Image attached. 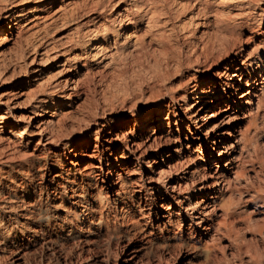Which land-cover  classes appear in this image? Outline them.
I'll return each instance as SVG.
<instances>
[{
    "label": "rangeland",
    "instance_id": "374dc122",
    "mask_svg": "<svg viewBox=\"0 0 264 264\" xmlns=\"http://www.w3.org/2000/svg\"><path fill=\"white\" fill-rule=\"evenodd\" d=\"M6 1L0 3V26L11 8L23 16L18 28L0 36V113L6 121L0 125V264H254L251 257L264 256L257 231L264 225V191L255 192L264 189V89L258 85L252 102L236 112L242 91L220 73L234 55L241 61L264 43V0ZM142 12L137 33H146L151 50L161 37L174 42V52L180 48L175 56L183 63L173 59L166 81L155 79L150 57L140 65L126 58L136 37L130 16ZM214 33L240 42L206 66L190 67L187 54ZM194 77L221 83L224 103L204 107L193 99ZM250 77L255 79L248 75L243 84ZM164 104L163 127L149 138L146 120ZM47 110L53 117L44 115ZM47 118L61 124L39 134ZM15 131L30 137L27 148ZM189 131L200 140L189 142ZM226 135L229 143L238 141L234 155L243 171L239 178L226 174L233 181L224 197L232 198V216L223 202L205 204L199 191L215 178L204 160L214 161L223 149L210 140ZM87 141L91 153L101 148L102 157L93 160L103 161V170L91 169L90 157L71 163ZM110 154L127 168L121 162L114 167ZM63 167L87 182L76 200L60 187L64 177L56 175ZM110 169L133 178L120 199L108 186ZM191 214L211 215L209 234L207 223ZM225 221L231 230L220 224Z\"/></svg>",
    "mask_w": 264,
    "mask_h": 264
},
{
    "label": "bare ground",
    "instance_id": "6f19581e",
    "mask_svg": "<svg viewBox=\"0 0 264 264\" xmlns=\"http://www.w3.org/2000/svg\"><path fill=\"white\" fill-rule=\"evenodd\" d=\"M2 1H4V0H2ZM11 3H12V1H11ZM13 4H12V6H13ZM121 14H122L121 12H118V15H121ZM145 15H146L145 12H142V13H138V14H134V15L132 14L130 16L129 20L132 21V23H133L132 24V30L134 31L136 37L134 38V41L132 39L129 40V41H133L132 50L127 52V53H125V55H126V58L132 59L131 61L133 63L134 62L139 63L138 65L143 63L142 60L147 59V58L150 57L151 59H149V60L150 61L152 60V62H153V63H150V64L152 65L151 68L154 70L155 79L159 80V81H166L167 79H169V77L171 75V70H170L171 67L170 66H171V63L173 64V62H172L173 59L174 58H178L177 56H175V53H176V55H178L177 52L180 50V48L179 49L175 48L176 50L174 52L172 50V47L170 46L171 44L169 45L170 39H169V42H168L167 40H165L167 38L163 39V37H161V38H159V40L157 42L159 44V46L157 47L158 49L151 50L150 49L151 48L150 47L151 43L147 44L145 42V39L143 38V35L146 34V33L141 34L142 36H138V33H137V31L139 30V22L144 20ZM22 16H23L22 12L20 13V12H18V10H14L13 8H11V10L6 11L5 12V17L9 21L4 23V25L0 26V36L5 34L8 31V29L11 30V29H14V28H18L17 26L21 25L20 24L21 23V19L20 18ZM149 18L152 19V17H149ZM149 18H147V19H149ZM126 19H128V18H126ZM123 20H124V17H119V21L120 22H124ZM149 20H148V23L150 22ZM262 20H264V17L262 18ZM116 31H118V30H116ZM8 33H10V32H8ZM20 36H22V35H20ZM129 36H130L129 33L126 31L124 33V41H126ZM225 37L226 36H222V34L219 35L217 33L209 34L207 39L202 43V45L200 44L199 47H201V48L199 50H197L194 53V55L193 54H190V55L187 54V56H186L187 59H186V57H184V55L182 57H184L186 59L185 60L186 63L192 68L193 67H195V68L197 67L199 69L201 67H204V66H206V64L209 61L211 63V61L213 62V60L218 59L221 54H222V56L224 55L223 53L229 54L231 52V49L234 46L237 45V42H240L239 38H237L236 41H234V40L232 41L231 39H228V38H225ZM5 38H6V36H5ZM130 43L131 42H129L128 44H130ZM170 43H172V42H170ZM172 46L174 48V45H172ZM98 47H100V45ZM196 48H197V46H196ZM192 49H193V47H192ZM116 51H117V49H116ZM251 51L252 52L248 53L245 56V58L243 60H241V61L239 60L237 55H234V59H232L230 61V63H227L224 66V70L220 72L221 75L224 78H226V82L225 83L229 87H231L232 89H235V91H242V93L240 95H238V99L241 100V102L237 106L238 108H236V110H234L236 112H241V111L245 110V108L252 102L253 97L256 96L255 95V91H257V89H258L257 88L258 85H260V84L262 85L260 87L261 91H263V89H264V72H262V70L264 71V43L262 45H260V46L254 47ZM181 52L183 54V51H181ZM191 53H193L192 50H191ZM179 59L180 58H178L179 62L176 61V63H178V64L179 63H183L182 62L183 58H181V60H179ZM255 59L257 60V62H255L256 61ZM220 60H221V58H220ZM150 61H148V62H150ZM235 63L237 64V66L234 65ZM254 64H256V65L254 66ZM257 68L258 69L261 68V70L256 71ZM247 74L248 75L254 74L255 79L250 77L243 84V78L247 77L248 76ZM258 77H261L262 80L260 81ZM78 79L74 80V82H76ZM194 80L196 81V83L194 85V90H193V92H194L193 99L199 100L200 103H204V107H208V106L216 104V103H219V104H223L224 103L223 101H225V99L221 98L219 96V94H218L219 91H220V87L222 85L221 83H218V82L215 81L216 85H209V82H206L204 79L200 80V79H197L196 77H194ZM76 84L77 83H75L74 87L77 86ZM239 84L241 86L237 87V86H239ZM153 89H154V87H153ZM173 89H175V88H171L170 95H171V99L175 100V95H174L175 90H173ZM136 93H137V91H136ZM69 95H71V94H68V96ZM231 103H233V101L228 99V104H231ZM231 105H233V104H231ZM168 106H169V104H164L162 106V109H158L157 111L152 108L154 110V112L152 113L151 117H148L147 120H146V125L148 123L152 124V126H151L152 128H150V131H149V134L147 135V137H149V138L155 137L157 132H159L161 130V127H163V121H162V117H161V115L164 112L163 108H167ZM230 108H231V106H230ZM49 114H50V117H53L52 114L48 112V110L45 112L44 115H49ZM44 117H46V116H44ZM141 122H145V119H142ZM0 123H1L0 125H2V123L6 124L5 115L3 113H0ZM41 123L43 124V127L39 130V134H43L49 128L51 129V131L53 133L55 131L56 126L61 124V120H60V118L57 119V121H55L53 118H47V119L43 120V122H41ZM126 123H127V121H124V122H122L120 124V126L125 125ZM101 125L105 126L104 123H102ZM28 127H25L24 130L26 128H28ZM21 132L18 133L17 131H15V132L12 133V136L17 137V138L19 137L20 138V142H21L20 144L24 145V147L27 148L29 146V144H30V140L31 139H30L29 136L26 135L27 133L24 134L23 132L22 133ZM30 133H33V132H30ZM30 133H28V135H31ZM109 133H111V132H109ZM192 135H193L192 132L189 131V139L191 138L190 140H188L189 142L190 141H195V140H200L199 136H195L194 138H192L193 137ZM233 138H236V137H233ZM10 139H12V138H10ZM13 139H12V141H13ZM50 139H49L50 141L54 140L53 137L52 138L50 137ZM14 140H16V139H14ZM228 140H231V138H229V136H227V135L224 136L223 138H220V139L210 140L211 144H213L215 146H220V147L222 146L223 149L221 151L219 150L220 153H219L218 156L212 155V160H214L212 162H209V160L207 158L206 159L204 158L205 159L204 160V162H205L204 165H206L211 170L214 169V172L212 173L211 177H215V178H214V182L213 183L202 185L199 188V191L202 194V198H204L203 199L204 203L207 204V205L210 204V203H212L213 205H216L219 202H223V204H221V205H222V207H224L226 209L227 214L230 216L231 214H233V211H232V208H231V204H229V203H232V198L224 199V197H225V194L227 192H229L230 189L232 188L233 181H232L231 176L230 177H226V174L230 173L231 175H234V178H236V177L239 178L240 176L243 175V171L239 169V163H238V160H237V156L234 155L237 152L238 141L235 140L234 142L229 143ZM243 140L245 141L244 143L246 144V142L248 141L247 136L244 137ZM18 142H17V144L15 143L16 146L19 145ZM245 144H244V146H246ZM65 146H68V144H65ZM188 146L189 145H187V147ZM89 149H90L89 141H87L85 147L79 148L78 150L76 149V151L75 150H70V152L75 151L74 155L77 158L76 162H74L72 160L71 163H76V165H77L84 158L90 157V158H92L91 169L98 168V169L103 170V161L100 162L99 164H95V162L93 160V159H99V158L102 157L101 153H100L101 152L100 151L101 148H100V150L99 149L94 150L95 152H93V153H91L89 151ZM198 152H200V151H198ZM110 156H111L110 159L114 160V162L112 164V165H114V167L115 166L119 167L122 164L123 165L122 167H124L123 168L124 170H125V168H127L126 161L123 160L121 162V160H118V157H113L112 154H110ZM168 157H170V155H168ZM225 158L228 159V160H226V162H223V160ZM136 159H139V157H137ZM216 159H217V161H215ZM118 162H121V164H119ZM63 164L64 163H61L60 165H63ZM73 165L75 166V164H73ZM88 166H89V163H88ZM182 167H183V164H182ZM263 169H264V167H263ZM191 172H192V175H194V174L197 175V173H199V168L195 169V170H193ZM92 173H93V170H90L89 172L86 173V176H88V175H90ZM114 175H117V176H114ZM130 175H131L130 173L129 174H127V173L126 174L125 173L124 174H118L117 171L114 172V170H112V169L109 170L108 177H110V179L108 180L107 183H108L109 188L112 191H114L115 199L122 198L124 195H126L127 192L130 193L132 179H133ZM56 176H63L64 177V179H63L64 181L62 182L60 187H61L62 191L66 192V193H68L69 190H71V192H72V196L71 197H74L75 200L77 199L76 197L78 195V193H77L78 189L79 188H83L84 189V186L87 183V182H85V179H84L83 176H81V178H80L81 181H79L78 177H77V174L76 173H72L71 170H69V168L66 169V168L63 167L61 172L58 173ZM187 190H190V187H187ZM261 191H264V189L258 188V189L255 190V192L257 194V197L260 196ZM186 199H188V196H187ZM76 203L77 202H74V201L72 202V204H76ZM122 204L126 205L127 202L122 201ZM194 208H195V206H194ZM194 211L198 212L197 210L193 209V212ZM190 217L191 218L194 217V218L199 219L200 221L198 223H205V222L207 223V225L203 228L205 234H209L210 230L214 227V223L215 222L212 220V217H211L210 214L207 215V216H204V214H203V216H199V215L196 216L195 214H191ZM220 224H223L224 226H226V227H228L230 229V222L225 221L223 223L220 222ZM252 225H253V223H252ZM257 231L260 233V235L264 239V225H258ZM138 252H139V250L135 249L134 251H132V254H134V256H137ZM263 254H264V251H263ZM263 257L264 256H262L260 253H256L251 258H253L254 264H264Z\"/></svg>",
    "mask_w": 264,
    "mask_h": 264
}]
</instances>
